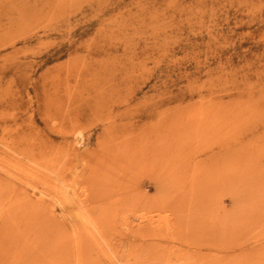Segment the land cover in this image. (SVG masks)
Returning a JSON list of instances; mask_svg holds the SVG:
<instances>
[{
  "label": "rangeland",
  "instance_id": "374dc122",
  "mask_svg": "<svg viewBox=\"0 0 264 264\" xmlns=\"http://www.w3.org/2000/svg\"><path fill=\"white\" fill-rule=\"evenodd\" d=\"M0 264H264V0H0Z\"/></svg>",
  "mask_w": 264,
  "mask_h": 264
},
{
  "label": "bare ground",
  "instance_id": "6f19581e",
  "mask_svg": "<svg viewBox=\"0 0 264 264\" xmlns=\"http://www.w3.org/2000/svg\"><path fill=\"white\" fill-rule=\"evenodd\" d=\"M43 211H44V213H45V211H47V210H43ZM41 212H42V211H41ZM41 212H40V213H41ZM47 213H48V211L46 212V215H47ZM41 214H42V213H41ZM41 216H43V214H42ZM91 217H92V216H91ZM93 219H94V217H93ZM95 219H96V218H95ZM92 223H93V222H92ZM35 245H36V244H35ZM35 247H36V246H35ZM32 252H33V251H32ZM8 254H9V253H8ZM32 255H33V254H32ZM64 259H65V258H64ZM29 261H30V263H31L32 260L30 259ZM32 262H33V261H32Z\"/></svg>",
  "mask_w": 264,
  "mask_h": 264
}]
</instances>
